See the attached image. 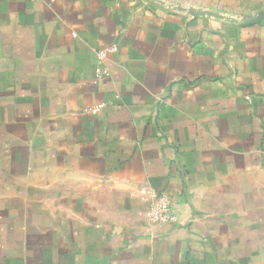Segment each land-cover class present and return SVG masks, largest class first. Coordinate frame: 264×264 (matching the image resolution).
<instances>
[{"label":"crops","instance_id":"0c3cea01","mask_svg":"<svg viewBox=\"0 0 264 264\" xmlns=\"http://www.w3.org/2000/svg\"><path fill=\"white\" fill-rule=\"evenodd\" d=\"M180 8L264 0H0V264H264V19Z\"/></svg>","mask_w":264,"mask_h":264},{"label":"built area","instance_id":"2783aa9c","mask_svg":"<svg viewBox=\"0 0 264 264\" xmlns=\"http://www.w3.org/2000/svg\"><path fill=\"white\" fill-rule=\"evenodd\" d=\"M117 50L118 47L115 44L110 47L111 52H116ZM106 53L107 52L105 51L100 52V58L104 59ZM109 75L110 70L105 67L101 72V76L105 77ZM246 99L250 101L248 97H246ZM145 218L150 224H154L157 226H173L179 223L176 211L174 210L170 201L167 200V198L164 196L157 198V200L150 205V207L146 210Z\"/></svg>","mask_w":264,"mask_h":264},{"label":"water","instance_id":"95a60500","mask_svg":"<svg viewBox=\"0 0 264 264\" xmlns=\"http://www.w3.org/2000/svg\"><path fill=\"white\" fill-rule=\"evenodd\" d=\"M178 10H180L181 12L187 13L192 17H213V18L220 19V20H226L228 22L235 23L240 26L254 25L264 19V11L259 12L255 16H249V17L242 18V19H233V18L223 17V16H220L218 14H215L213 12H208V11H197V10L184 9V8H180Z\"/></svg>","mask_w":264,"mask_h":264}]
</instances>
